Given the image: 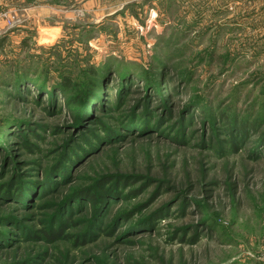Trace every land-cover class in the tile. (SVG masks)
I'll return each mask as SVG.
<instances>
[{
    "label": "rangeland",
    "instance_id": "rangeland-1",
    "mask_svg": "<svg viewBox=\"0 0 264 264\" xmlns=\"http://www.w3.org/2000/svg\"><path fill=\"white\" fill-rule=\"evenodd\" d=\"M254 2L0 0V264H264Z\"/></svg>",
    "mask_w": 264,
    "mask_h": 264
},
{
    "label": "crops",
    "instance_id": "crops-1",
    "mask_svg": "<svg viewBox=\"0 0 264 264\" xmlns=\"http://www.w3.org/2000/svg\"><path fill=\"white\" fill-rule=\"evenodd\" d=\"M218 0H215V10H216V15H220L223 18H226L228 20L233 21V22H238V17H237V12L236 9H234V6H228L225 5V7H222L220 5H217ZM255 9L257 15L254 19L255 22L259 21L261 24L264 22V0H256L251 5V9ZM252 19V17H250ZM264 26V25H263Z\"/></svg>",
    "mask_w": 264,
    "mask_h": 264
},
{
    "label": "trees",
    "instance_id": "trees-1",
    "mask_svg": "<svg viewBox=\"0 0 264 264\" xmlns=\"http://www.w3.org/2000/svg\"><path fill=\"white\" fill-rule=\"evenodd\" d=\"M90 199L92 200V202H94V201H95V197H94V195H91V196H90ZM59 234H60L59 231H56V232H54V234H53V233L50 234L49 237H50V238H54L55 236L58 237L57 235H59ZM53 240H54V239H53Z\"/></svg>",
    "mask_w": 264,
    "mask_h": 264
}]
</instances>
